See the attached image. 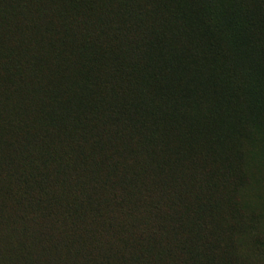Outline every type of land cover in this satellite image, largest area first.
<instances>
[{"label": "trees", "instance_id": "16d2710c", "mask_svg": "<svg viewBox=\"0 0 264 264\" xmlns=\"http://www.w3.org/2000/svg\"><path fill=\"white\" fill-rule=\"evenodd\" d=\"M242 33L257 55L248 71L246 51L231 46ZM251 74L262 83L264 131V0H0V86L18 94L19 114H33L19 122L18 139L1 135L9 127L0 121V165L37 163L41 180L73 173L74 193L85 197H95L98 184L137 196L149 190L142 187L147 178L157 190L176 187L169 204L183 211L152 231L120 235L111 251L98 245L96 257L67 247L89 258L84 264H217L220 235L202 231L212 206L179 198L186 197L180 170L194 174L198 157L213 147L241 155ZM6 217L0 213V221ZM12 224L15 234L31 235L27 225ZM26 249L19 240L14 251L26 253L4 255L2 264H52Z\"/></svg>", "mask_w": 264, "mask_h": 264}, {"label": "rangeland", "instance_id": "374dc122", "mask_svg": "<svg viewBox=\"0 0 264 264\" xmlns=\"http://www.w3.org/2000/svg\"><path fill=\"white\" fill-rule=\"evenodd\" d=\"M246 36L242 33L240 39H232L233 45H230L239 54L246 51L241 64L248 71L257 55L250 51ZM261 90V80L251 74L245 81L243 99L248 115L244 124L247 136L239 140L241 155L238 158L234 159L236 152L232 149L224 153L213 147L208 158L198 157L194 174L184 168L180 170L182 192L186 197L179 198L194 203L192 207L208 203L212 206L202 231L215 230L220 235L223 248L218 250L217 264H264V131L257 116ZM3 96L9 99L8 106H3ZM19 98L1 84L0 121L9 127L7 134L4 131L1 135L13 139L20 137L19 122L33 119L31 110L23 109L24 115L16 111ZM38 135H42V131ZM143 168L141 170L149 175H156L150 167ZM40 169L37 163L24 165L17 159L10 167L0 165V213L7 216L0 221V264L4 263V255L26 253L25 250L14 251L19 240L27 243L26 250L33 259H50L52 264H84L89 258L70 255L67 247L82 248L96 257L98 245H110L111 251L120 244V235L132 236L141 229L152 231L155 222H165L169 215H177L185 207L169 204L176 189L174 185H167L165 191L157 190L159 185L153 178L143 182L142 187L149 190H142L137 196H125L120 191L113 193L109 187L98 184L94 189L95 197H85L74 193L73 173L41 180L38 179ZM162 172L167 177L172 175L169 170ZM209 173V180H205L204 175ZM80 174L89 173L80 171ZM110 175L113 177L112 173ZM34 178L37 179L32 180ZM197 193L206 197H197ZM209 193L212 197H207ZM123 197L127 198L125 203H115ZM108 200L114 201L108 203ZM17 215L20 216L18 221H13ZM12 222L27 225L26 232L31 235L12 232ZM67 235L80 237L79 243H70Z\"/></svg>", "mask_w": 264, "mask_h": 264}]
</instances>
